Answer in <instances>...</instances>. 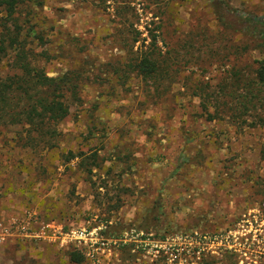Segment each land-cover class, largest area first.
Segmentation results:
<instances>
[{
    "label": "rangeland",
    "instance_id": "rangeland-1",
    "mask_svg": "<svg viewBox=\"0 0 264 264\" xmlns=\"http://www.w3.org/2000/svg\"><path fill=\"white\" fill-rule=\"evenodd\" d=\"M42 2L40 27L50 31L48 38L53 41L51 52L55 56L45 63L50 75L79 64V49L88 53L87 64L98 68L97 73L100 63L115 65L101 71L105 79L102 85L85 87L87 102L60 123L64 133L60 147L86 151L89 144L94 146L104 139L106 153H116L117 147L134 151L136 168L123 182L130 187V196H124L123 209L111 214L110 227L106 228L102 223L107 217L103 213L107 205L104 200L98 206L94 197L93 201H81L72 194L74 178L84 176L74 167L76 162L65 167L54 158L55 154L44 156L26 150L11 140L12 133L3 131L0 183L23 195L19 208L37 213L38 228L49 220H58L64 221L60 225L63 233L93 230L94 241L99 242L97 248L91 247L97 264H264V156L260 154L264 126L237 135L224 122L207 121L200 116L198 99L180 84H173L172 91L162 98L167 113L160 105L140 104L145 97L137 79L127 82L125 88L118 87L114 94L110 91V84L116 82L112 70L125 60L123 48L128 31H138L140 38L154 31L163 53L168 51L173 57L178 54L183 66L211 69L212 73L207 74L212 77L211 83H216L222 73L214 70L220 63L231 68L233 63L252 65L254 60L264 58V50L254 48L252 41L239 59L234 58L231 46L247 39L238 34L244 19L264 16V0ZM50 25L54 28L49 29ZM157 27H161L159 32ZM207 45L218 47L222 53L212 68L207 67L212 61L205 54ZM139 49L140 42L134 45V50ZM180 68H186L178 74L183 82L191 70ZM193 69V77L199 78L200 69ZM93 102L99 103L94 111L100 123L97 127L105 126L107 136L87 141L88 110ZM108 167L117 170L116 163L108 162L100 173ZM95 175L93 178H97ZM55 188L66 197L58 201V213L51 210L54 202L50 192ZM68 204L71 210L63 207ZM199 237H205V250L197 259ZM18 239L9 242L0 264H73L67 255L72 249L84 254L81 264H94L87 255L89 247L75 240Z\"/></svg>",
    "mask_w": 264,
    "mask_h": 264
},
{
    "label": "trees",
    "instance_id": "trees-1",
    "mask_svg": "<svg viewBox=\"0 0 264 264\" xmlns=\"http://www.w3.org/2000/svg\"><path fill=\"white\" fill-rule=\"evenodd\" d=\"M43 6L42 0H0V134L3 131L12 133L11 140L26 150L38 151L44 156L57 153L62 165L76 161L85 181L92 187L98 206H101L102 200L107 204L103 210L107 217L102 223L108 228L111 214H116L124 206V196H130L131 189L123 180L128 175H133L135 162L132 161V156L135 152L117 147L116 153H106L104 139L94 146L89 144L86 151L69 149L65 153L60 152L64 133L59 125L71 115L73 109L77 110L87 102L84 97L85 87L102 85L105 79L102 78L101 71H107L115 65L111 62L100 63V73H97L98 68L87 64L88 53L86 55L85 51L79 49L76 51L80 56L79 64L68 65L64 72L50 75L51 71L47 70L45 63L55 56L51 52L53 41L48 38L50 31L40 27L38 15ZM237 21L240 24L238 17ZM219 23L222 25V19ZM53 28V25L49 26V29ZM160 28L157 27V32ZM240 33L247 39H239L231 45L235 59L243 56L250 48L251 41L255 43L254 48L264 50V16L244 19L239 25L238 34ZM140 35L138 31L135 34L128 31L123 48L125 60L112 70L116 80L114 84H110L112 94L118 87L125 88L129 81L137 79L145 97V101L140 104L160 105L166 111L164 96L172 91L173 84H180L198 99L200 116L205 120L224 122L232 126L237 135L243 134L246 129L264 126V58L254 60L252 65L248 63L240 66L233 63L231 68H226V63H220L219 68L214 70L222 73L216 83H211L212 77H207V74L212 73L211 69L199 65H181L178 54L173 57L168 51L163 53L158 46V34L154 31L148 32L147 37L140 38ZM73 40L78 41L77 38ZM161 40L166 45L164 39ZM138 42L140 49L134 50V45ZM206 47V56L214 60L208 63L207 67H211L218 63L217 58L222 53L218 52V47ZM173 61L177 65H173ZM186 66L191 73L182 82L178 74L181 70H186L180 67ZM193 68L200 69L199 78L193 77ZM98 104L91 103L88 110V133L85 135L87 141L90 137L107 136L105 126L100 129L97 127L100 123L97 121L99 118L94 116V111L98 109ZM260 154L264 156V145ZM108 162L116 163L117 170L108 167L104 174L100 173ZM96 173L97 178H93ZM115 176L117 181L114 180ZM112 183L116 184L115 187ZM67 255L69 262L73 264H81L85 260L84 254L78 249L68 251Z\"/></svg>",
    "mask_w": 264,
    "mask_h": 264
},
{
    "label": "built area",
    "instance_id": "built-area-1",
    "mask_svg": "<svg viewBox=\"0 0 264 264\" xmlns=\"http://www.w3.org/2000/svg\"><path fill=\"white\" fill-rule=\"evenodd\" d=\"M38 218L37 213L35 211H25L20 216L16 217H0V249L1 247L11 238H34V239H45V238H56L61 240H75L79 244H85V246L89 247L87 250V255L92 258L94 264L95 262V253L94 249L99 246L98 241H94V231L87 230L85 228L78 229L75 231H70L69 233H63L60 230V227L51 225V224H44L38 228ZM48 231V233H46ZM50 232V233H49ZM254 235L252 238H255ZM204 239L198 238L197 245L199 246L195 252V258L199 259L201 254L204 252L205 248ZM103 244V243H102ZM208 252H213L208 250ZM255 263V259L253 260Z\"/></svg>",
    "mask_w": 264,
    "mask_h": 264
},
{
    "label": "crops",
    "instance_id": "crops-1",
    "mask_svg": "<svg viewBox=\"0 0 264 264\" xmlns=\"http://www.w3.org/2000/svg\"><path fill=\"white\" fill-rule=\"evenodd\" d=\"M244 134H245V132H244ZM59 150H60V152H64V153L68 151V150H65L62 147H60ZM53 154L56 155V156L54 155L55 156L54 158H56L57 160H59L58 159V154L57 153H53ZM75 162L76 161H72L71 163L65 164L64 166L65 167L66 166H70V164H74ZM136 163H137V166H138V164H139L138 163V158L136 159ZM74 167L77 168V169H79V167L76 164H75ZM135 168H136V166H135ZM102 174H104V172ZM79 175H83V173H81V171H79ZM75 178H74V180H76V181H74L75 182V191H74V193H72V194L75 195L74 196L75 199H76V197H80V200L81 201L82 200L83 201L84 200H88V198H89L90 201H93V197L94 196H93L92 187H91L90 183L87 182V181H85L84 176H81V177L79 176V177H77V179H75ZM72 180L73 179H70V181H72ZM123 182H124V180H123ZM7 188H8V185L2 186V183H0V217H5V218L16 217V216L18 217V216H20L21 214H23L25 212V209L24 208H22V209L19 208L20 207L19 206L20 203H18V202H21L22 203L21 200L23 199V195L22 194H19L18 192L12 191L11 188L10 189L9 188L7 189ZM50 193H52V195L50 196V198L54 202V204L52 205V209L51 210H53V209L58 210V208H59L58 207V204L60 203L58 201H61L64 198L66 199V197L63 196L64 193L60 189H58V188H55V189L51 190ZM49 194L47 196H49ZM16 200H17V204H16ZM67 200H69V199H67ZM153 202L154 201H152V203ZM68 203H70V200L68 201ZM78 205L81 206V203H77V206ZM77 206H75V210H77ZM63 207L69 208L71 210V206L69 204L66 205V206H63ZM122 209L123 208H121L118 212H120ZM58 212H59V210L56 213H58ZM11 213H14L16 215L11 214ZM47 223L48 224H51V225H55V226L61 227L60 225H62V223H64V221L62 223H60V221H58V220L57 221L56 220H51V221L49 220ZM72 231H75V230H72ZM16 239H18V238H11L10 240H8L1 247V249H0V261L2 259H4L5 255H6V248L8 247V245L11 243V241L16 240ZM19 239L21 240L22 238H19ZM46 239H48V238H45L44 240H46ZM6 259H8V258L6 257Z\"/></svg>",
    "mask_w": 264,
    "mask_h": 264
}]
</instances>
